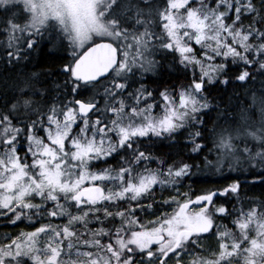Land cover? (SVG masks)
Segmentation results:
<instances>
[{"label": "snow or ice", "instance_id": "6c2138e0", "mask_svg": "<svg viewBox=\"0 0 264 264\" xmlns=\"http://www.w3.org/2000/svg\"><path fill=\"white\" fill-rule=\"evenodd\" d=\"M0 76V264H264V0H0Z\"/></svg>", "mask_w": 264, "mask_h": 264}, {"label": "trees", "instance_id": "16d2710c", "mask_svg": "<svg viewBox=\"0 0 264 264\" xmlns=\"http://www.w3.org/2000/svg\"><path fill=\"white\" fill-rule=\"evenodd\" d=\"M41 67H47V68H53V70H56L60 67V61L57 58L55 60V62H53L52 60H49L47 57L42 58L41 61ZM27 71V70H25ZM7 75V74H4ZM15 74H12V76L14 77ZM9 85H11L12 80L8 81ZM5 85V81L3 76H0V89H3ZM258 87V86H257ZM231 94V93H229ZM194 180H198V183H193L192 181H190V183H192V187L194 188H203V187H218L223 185L226 181L223 179V177L220 176H209V175H205V174H200L198 175V177H194ZM241 179H245V177H241ZM249 179H258V177H249ZM248 194L250 196H259L261 192H264V185H260V184H256V185H251V183L249 184L248 188H247Z\"/></svg>", "mask_w": 264, "mask_h": 264}, {"label": "flooded vegetation", "instance_id": "af4514ba", "mask_svg": "<svg viewBox=\"0 0 264 264\" xmlns=\"http://www.w3.org/2000/svg\"><path fill=\"white\" fill-rule=\"evenodd\" d=\"M17 230L18 229H15L13 226H8L7 228H0V236H2L4 233H12Z\"/></svg>", "mask_w": 264, "mask_h": 264}]
</instances>
